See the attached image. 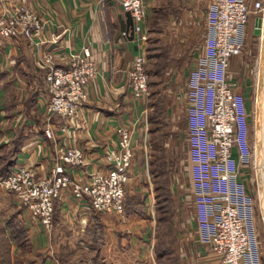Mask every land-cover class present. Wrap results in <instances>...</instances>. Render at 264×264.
Returning a JSON list of instances; mask_svg holds the SVG:
<instances>
[{"label": "built area", "instance_id": "1", "mask_svg": "<svg viewBox=\"0 0 264 264\" xmlns=\"http://www.w3.org/2000/svg\"><path fill=\"white\" fill-rule=\"evenodd\" d=\"M129 13L132 41L137 52L126 70L132 100L140 106L147 134L148 74L143 26V0H116ZM204 31L193 47L195 63L189 68L184 90L185 143L189 164L190 194L197 241L216 256L218 264H262L255 224L254 198L243 180L251 163L245 99L231 81L230 60L246 42L251 15L264 19V0H208ZM30 0H15L0 9V37L28 40L36 49L37 64L44 71L38 102L44 117L43 134L54 144L48 171L38 176L25 165H15L0 177V189L11 192L45 232H51L55 202L69 193L86 212L121 216L134 157V134L138 120L115 128L116 141L104 153L105 170L76 177L86 163L84 151L58 142L55 132L75 126L79 108L89 98L91 80L98 73L89 43L60 56L57 65L51 52L41 49L52 24ZM255 24L253 22V29ZM123 31L122 36L127 37ZM54 38H57L54 37ZM54 117L63 123L53 124ZM75 127L70 131L74 137ZM264 178V177H263ZM264 181V179H263Z\"/></svg>", "mask_w": 264, "mask_h": 264}, {"label": "crops", "instance_id": "2", "mask_svg": "<svg viewBox=\"0 0 264 264\" xmlns=\"http://www.w3.org/2000/svg\"><path fill=\"white\" fill-rule=\"evenodd\" d=\"M149 1L151 0H143L144 10ZM13 3L14 0H0V9ZM30 3L53 22L45 32L46 42L41 49L53 53L57 65H60L62 54L78 49L84 41L89 43L92 56L97 63L98 73L91 80L88 88L89 98L77 112L74 137L70 135L74 127L69 125H67L68 132H55L58 142L74 144L84 151L86 163L77 169L75 174L76 177L82 179L86 173L105 170L104 153L115 143V128L118 125L138 120L136 131L139 127H144L145 121L140 114L141 107L134 104L126 77V70L137 48L132 39L122 36V32L125 31L126 18L116 0H30ZM191 12V10H188L187 14L184 12L177 23L173 21L165 36L163 35L168 44L178 48V52L172 48L170 57L177 54L176 60L169 63L164 72L166 91L171 95L176 89L178 90L175 94L177 91L185 90L188 70L195 63L193 47L204 31V24L200 19H196V14L194 18ZM196 28H198L197 34L194 33ZM56 36L57 38H54ZM36 51L37 49L28 40L0 37V154L12 150L16 140L15 142L20 147L14 154L16 165L32 167L37 171L38 176H42L52 165L54 144L43 134L44 117L38 96L35 101L28 100V97L43 82L44 71L37 64ZM257 82L258 88L262 86L259 89L258 101L263 104L264 77L262 83L257 77ZM180 92L176 94L179 97ZM11 96L14 97V101L16 100V107L15 110L10 111L7 104L13 100ZM173 110L178 113L179 117L180 111L183 113L184 120L181 126L185 133L183 105L180 106L178 103ZM17 111L19 112L15 113ZM52 122L61 124L63 119L54 117ZM262 127L261 149L255 157L257 159L255 164L257 168H260L258 169L259 178L263 176L261 169L264 162V146L262 147L264 121ZM260 130L262 134L261 127ZM141 139L142 137L140 141ZM134 159L135 153L126 194L129 193V189L134 188L133 179L136 177ZM260 188V199L264 205V187ZM134 189L146 203L147 199H151L147 195L149 194L147 188H144L145 191ZM141 216H143L142 213H124L120 218L123 220L126 217ZM106 217L114 218L115 216L86 212L79 201L65 192L55 202L52 234L54 235L57 230L61 229L65 236H69V241L77 242L82 247L86 246L87 249L89 242L87 230L91 228L93 219L97 218L103 225L105 236L107 229L111 226L110 222L106 221ZM186 229L187 236L196 237L193 231L194 223L188 221ZM18 230L23 231V234L30 240L31 236L49 235L29 216L25 209L18 206L11 192L0 189V235L20 236ZM187 259L188 262L185 264H218L216 256L199 243L195 246L192 244Z\"/></svg>", "mask_w": 264, "mask_h": 264}, {"label": "rangeland", "instance_id": "3", "mask_svg": "<svg viewBox=\"0 0 264 264\" xmlns=\"http://www.w3.org/2000/svg\"><path fill=\"white\" fill-rule=\"evenodd\" d=\"M148 3L143 20L148 36L145 46L146 49H150L147 51L150 59L148 58L146 63L147 72H150V74L147 73L148 124L145 140L142 131L144 127H139L137 133L135 132L136 141L133 148L136 177L133 179V184L134 188L141 191L147 188L149 192L147 195L151 199H147L146 203L132 187L125 195L124 213L125 203L127 205L132 201L131 207L135 208V203L139 207L142 206L143 216L122 217L123 220L114 214H112L114 218L106 217V221L110 222L111 226L106 231L104 245L100 249V257L105 264H185L188 262L187 256L192 244L193 246L198 244L196 237L187 236L188 221L194 223L189 188V164L184 140L185 133L181 126L184 120L183 113L180 111L179 117L173 110L179 103L180 106L183 105L185 112L186 101L182 97L184 91L176 92V94L181 93L180 97L175 94L178 89L172 95L166 91L164 72L169 63L176 60L177 54L170 57L175 47L168 44L164 36L170 24L173 21L177 23L182 18V14L184 12L187 14L188 10L192 11L193 16L196 14V19H200L204 24L208 0H151ZM37 11L40 16L46 18L39 10ZM253 22L254 17L251 15L245 46L238 56L230 60L229 72L231 81L243 95L247 108L251 163L244 167L242 173L247 190L254 198L255 224L260 241L261 260L264 264V205L260 199L261 184L255 164L256 153L263 136L264 95L263 104H261L258 101L257 84V71L261 58V35L253 34ZM197 30L198 28L194 30V33L197 34ZM175 51L178 52V48H175ZM13 98L11 96V99ZM15 101L13 99L7 104L10 111L15 110ZM263 170L264 166L261 169L264 176ZM53 232L54 226L52 232H48L50 236H31V240L29 238L26 246L22 248L12 243L7 252V261H9L7 264H46L47 262L48 264H80L77 256L80 253V247L77 246V242L69 241V236H65L61 229L54 235ZM4 238L1 234L0 264H4L3 253L1 254V246H3L2 249L5 246ZM83 248L86 249V246ZM73 249L76 252L72 255L67 253V250Z\"/></svg>", "mask_w": 264, "mask_h": 264}, {"label": "trees", "instance_id": "4", "mask_svg": "<svg viewBox=\"0 0 264 264\" xmlns=\"http://www.w3.org/2000/svg\"><path fill=\"white\" fill-rule=\"evenodd\" d=\"M150 49H146V57L147 59H150V55L147 51ZM150 74V72H147ZM39 95V91L36 89L35 92L31 96L28 97V100H36L37 96ZM27 100V101H28ZM150 122V119H149ZM16 141V140H15ZM13 143V148L10 152L6 154H0V177H6L8 176L13 168L16 165L14 154L16 153L17 149L20 148L19 144L17 142ZM132 202V201H130ZM130 202L126 205L125 203V213L131 214V213H142V206L139 207L137 203H135V208L131 207L132 204ZM133 205V206H134ZM20 236H4V242L5 246L2 249L3 246H1V254L3 253L2 257L4 259V264H7L9 261L8 259V250L9 246L13 243L15 246H18L19 248H22L24 245L26 246L28 238L25 236L21 230H18ZM88 231V246L87 249H84L79 243H77V246H79L80 253L77 254L78 258L80 259V264H105V262L101 259L99 250L104 245V227L99 222L97 218L93 219L92 226ZM74 252H76L75 249L73 250H67V253L72 255ZM68 255V254H67Z\"/></svg>", "mask_w": 264, "mask_h": 264}, {"label": "bare ground", "instance_id": "5", "mask_svg": "<svg viewBox=\"0 0 264 264\" xmlns=\"http://www.w3.org/2000/svg\"><path fill=\"white\" fill-rule=\"evenodd\" d=\"M262 22H263V24H262L263 27H262V33L260 34L261 35V46H260L261 58L259 59V67H258V71H257V77H258V80H259L260 83H262L263 77H264V44H263L264 43V29H263L264 28V19H263ZM260 85H262V84H260ZM261 87L262 86H259V89H261ZM260 143H261V141H260ZM260 149H261V145L259 144V148L257 150V153H259L258 151ZM261 156H262V151H261ZM260 163H261V161H260ZM263 166H264V163H263ZM263 166H262V169H263ZM258 169L260 170V168H258ZM263 172H264V170H263ZM263 177L264 176H262L259 181H260V184H261L260 186L264 187V181L262 182V180L264 179Z\"/></svg>", "mask_w": 264, "mask_h": 264}, {"label": "water", "instance_id": "6", "mask_svg": "<svg viewBox=\"0 0 264 264\" xmlns=\"http://www.w3.org/2000/svg\"><path fill=\"white\" fill-rule=\"evenodd\" d=\"M125 31L128 32L129 39H132L133 32H132V24H131V18L129 13H125ZM255 28L253 30V34L256 36H259L261 34L260 26H261V18L257 17L254 21Z\"/></svg>", "mask_w": 264, "mask_h": 264}]
</instances>
